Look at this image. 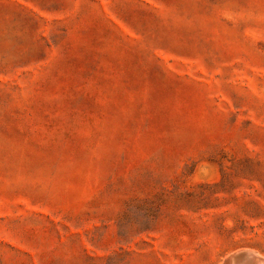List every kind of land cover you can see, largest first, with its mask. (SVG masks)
Instances as JSON below:
<instances>
[{"label":"rangeland","instance_id":"obj_1","mask_svg":"<svg viewBox=\"0 0 264 264\" xmlns=\"http://www.w3.org/2000/svg\"><path fill=\"white\" fill-rule=\"evenodd\" d=\"M258 262L264 0H0V264Z\"/></svg>","mask_w":264,"mask_h":264},{"label":"bare ground","instance_id":"obj_2","mask_svg":"<svg viewBox=\"0 0 264 264\" xmlns=\"http://www.w3.org/2000/svg\"><path fill=\"white\" fill-rule=\"evenodd\" d=\"M246 253H247V252H246ZM253 257H254V256H253ZM257 258H258V257H257ZM254 259H255V258H254ZM254 259L252 258V260H254ZM258 261H259V260H258ZM230 262H231V261H230ZM259 262H260V261H259ZM259 262H258V264H259ZM252 263H253V262H252ZM255 263H256V262H255ZM255 263H254V264H255Z\"/></svg>","mask_w":264,"mask_h":264}]
</instances>
